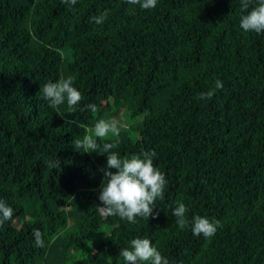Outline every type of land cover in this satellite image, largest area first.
<instances>
[{
	"label": "trees",
	"instance_id": "trees-1",
	"mask_svg": "<svg viewBox=\"0 0 264 264\" xmlns=\"http://www.w3.org/2000/svg\"><path fill=\"white\" fill-rule=\"evenodd\" d=\"M241 14L240 0H159L151 10L0 0V198L15 209L0 225V264H124L120 249L136 237L169 264H264V34L244 32ZM68 76L82 94L73 113L40 91ZM123 107L144 119L100 142L124 157L155 150L168 181L156 214L135 224L100 215L106 155L73 146ZM197 215L218 221L213 236L192 234Z\"/></svg>",
	"mask_w": 264,
	"mask_h": 264
},
{
	"label": "clouds",
	"instance_id": "clouds-1",
	"mask_svg": "<svg viewBox=\"0 0 264 264\" xmlns=\"http://www.w3.org/2000/svg\"><path fill=\"white\" fill-rule=\"evenodd\" d=\"M61 2L74 7L78 0H61ZM158 2L159 0H125L128 5L139 6L144 10L155 9ZM240 8L242 12L239 20L240 28L244 32L264 34V0H240ZM108 15L109 13L105 11L93 17V20L96 24H101ZM40 91L43 99L51 107L56 108L66 104L69 113L76 112L82 100V94L74 86L71 76L48 81ZM201 99H205L204 94H201ZM86 107L92 112L96 111V106L93 104H88ZM122 126L124 125L117 118L100 119L94 125V136L85 135L82 139L75 138L73 146L80 152L106 155L104 179L98 194L101 202L98 206L100 215L116 216L130 224H135L138 218L149 219L156 214L154 212V209H157L156 201L164 199L168 181L164 173L154 165V158L157 156L155 150L141 151L139 154L124 157L118 151H114L117 143L100 142L99 138L107 137L109 134L118 136ZM49 163L52 167L60 165V161L55 160ZM171 211L181 228L188 225L186 220L188 208L184 203L178 202ZM14 213V207L4 198H0V225L10 221ZM218 226V221L206 216L197 215L191 220V231L194 236L211 237L216 233ZM32 236L35 247L46 246V240L40 229H35ZM119 256L124 264H169L168 258L162 255L148 237L132 238L128 246L120 249Z\"/></svg>",
	"mask_w": 264,
	"mask_h": 264
},
{
	"label": "rangeland",
	"instance_id": "rangeland-1",
	"mask_svg": "<svg viewBox=\"0 0 264 264\" xmlns=\"http://www.w3.org/2000/svg\"><path fill=\"white\" fill-rule=\"evenodd\" d=\"M115 110L116 108H114L113 112H115ZM126 111V107H123L120 112L118 111L112 114L111 118H117L122 122V124H126L128 126H133L137 123V121L144 119V116L142 115L139 117H127ZM132 132L135 133L136 131L132 130ZM134 135L137 136L136 134ZM108 231L109 229H102L95 233L91 240L86 241L76 250L75 255L80 258L86 255L88 252L93 251L97 243L104 237V234H106Z\"/></svg>",
	"mask_w": 264,
	"mask_h": 264
}]
</instances>
